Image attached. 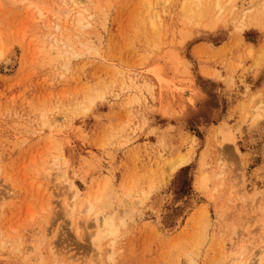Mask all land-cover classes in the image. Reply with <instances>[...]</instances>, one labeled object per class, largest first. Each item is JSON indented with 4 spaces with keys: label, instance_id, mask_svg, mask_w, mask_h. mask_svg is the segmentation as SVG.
<instances>
[{
    "label": "rangeland",
    "instance_id": "obj_1",
    "mask_svg": "<svg viewBox=\"0 0 264 264\" xmlns=\"http://www.w3.org/2000/svg\"><path fill=\"white\" fill-rule=\"evenodd\" d=\"M82 1L92 25L57 29L60 1L0 0V264L262 263L261 1L168 0L155 30L143 0Z\"/></svg>",
    "mask_w": 264,
    "mask_h": 264
},
{
    "label": "bare ground",
    "instance_id": "obj_2",
    "mask_svg": "<svg viewBox=\"0 0 264 264\" xmlns=\"http://www.w3.org/2000/svg\"><path fill=\"white\" fill-rule=\"evenodd\" d=\"M56 1H60V4H59V6H58V8L56 9V14H57V22L54 24V26L57 28V29H60L61 28V23H60V15H64V17H65V19H68V20H70L73 24V26H75L76 28H78V29H81V28H83L84 26H91L92 25V21H91V18H88V10H87V8H86V6H85V4H84V2L85 1H82V0H56ZM235 0H184V6L182 7V9L184 10V11H186L187 12V14H189L190 16H194V14H196V13H198L201 9L202 10H206L207 8H209L210 9V11H215L216 10V12L218 13V15H222V14H219L220 12H222L223 10H225V9H227V8H229L228 7V4L230 5V4H232V5H230V6H234V4H233V2H234ZM259 1H261V4H260V2H259V4H260V6L262 5V6H264V0H259ZM143 2H144V4L143 5H145L146 7V10H145V13L147 14V23L149 24V26L152 28V29H156L157 28V26H158V24H159V22L161 23L162 21H161V18H162V13L161 12H164V11H166V10H168V4H167V2H168V0H157V1H153V0H143ZM255 2H256V0H255ZM254 2V3H255ZM257 2H258V0H257ZM141 3H142V1H141ZM160 3V7L158 8L157 7V5ZM253 3V4H254ZM58 4V3H57ZM154 4H157L156 6L154 5ZM167 4V5H166ZM252 4V5H253ZM256 5L258 4V3H255ZM32 5V2H30L29 1V4H28V7L29 6H31ZM35 6H33L34 8H36L37 9V12L39 13V14H41V13H43V7L41 8L40 7V5H38V4H34ZM259 6V5H258ZM259 6V7H260ZM225 7H227V8H225ZM251 7V6H250ZM32 8V7H31ZM61 8V9H60ZM225 8V9H224ZM233 7H231V9H232ZM249 8V6L247 7V8H244V9H242L240 12H242V14L244 15L245 13H246V11H247V9ZM264 8V7H263ZM260 9V8H259ZM259 9L257 8L255 11H258V12H260V11H262V10H260L259 11ZM240 14V13H239ZM89 16H91V14H89ZM241 16V15H240ZM243 17V16H242ZM244 18H245V16H244ZM247 18H249V17H246V19ZM163 19V18H162ZM240 19H242L241 21H243V18H240ZM250 19V18H249ZM258 19V18H257ZM240 20H239V22H241ZM248 21V20H247ZM252 21V20H251ZM255 21V20H254ZM253 21V22H254ZM238 22V21H237ZM245 23V22H244ZM236 24V23H235ZM235 24H234V26H235ZM238 24V23H237ZM241 24H243V22H241L240 23V25ZM214 25V24H213ZM246 24H243L242 25V27H244ZM249 25V24H248ZM247 25V26H248ZM210 27H212V26H210ZM238 27V26H237ZM240 27V26H239ZM242 27L240 28L241 30H242ZM55 40H60V38H56ZM82 44H84V45H88L89 43L88 42H82V41H80ZM62 44H63V47H66V51L67 52H70L71 51V44L69 43V42H67V41H63L62 40ZM251 49V48H250ZM262 50V49H261ZM4 51H3V49H2V47L0 46V57L1 56H3L4 55V53H3ZM259 53V55H255V56H257V57H261V54H262V51L261 52H258ZM261 53V54H260ZM262 56H263V54H262ZM256 57V58H257ZM3 58V57H2ZM255 59V58H254ZM259 59H261V58H259ZM4 61H6V62H9L10 61V58H6L5 57V60ZM258 61V60H257ZM254 62L256 63V61L254 60ZM259 62V61H258ZM257 62V63H258ZM258 106V105H257ZM257 106H255V108H258ZM260 108V107H259ZM45 123V122H44ZM204 123V122H203ZM47 125H48V127H49V129H51V127L54 125V121L52 120V121H50V123H48L47 122ZM47 127V128H48ZM45 128V127H44ZM46 129V128H45ZM48 129V130H49ZM47 130V129H46ZM50 132V131H49ZM220 133V132H219ZM223 134H225V132L223 133ZM219 135H221V134H219ZM223 137V135L221 136V139H223L222 138ZM224 138L226 139V138H229L228 136H226V134L224 135ZM220 140V139H219ZM223 141H224V139H223ZM219 143H220V141H219ZM223 143H225V141L223 142ZM227 143H229V142H227ZM220 145H221V143H220ZM188 158L189 157H186V156H183V155H178V156H176L175 158H173L172 160H170V162H168V164H169V171L171 170H174V169H176L178 166H180V165H182V164H184V163H186V162H188ZM55 165H56V168H57V166H58V163L56 162L55 163ZM60 167V166H59ZM54 168V167H53ZM56 170H58V169H55V171ZM59 170H61V169H59ZM62 170H63V168H62ZM61 170V171H62ZM61 171L60 172H58L57 174L59 175L60 174V176L62 175V173H64V172H62L61 173ZM51 173H54V171L52 172L51 171ZM63 176V175H62ZM57 177V176H56ZM69 177V176H68ZM65 178V179H61V182H64V180L68 183V185H66V186H69V187H73L72 189V197L75 195V194H77V192H78V190H77V187H74L73 186V182L71 181V180H69V178ZM63 178H64V176H63ZM203 179V178H202ZM63 180V181H62ZM109 179H107L106 181H108ZM67 183H64V184H67ZM104 185H106V184H104ZM63 186H65V185H63ZM98 187H100V185H98ZM106 187V186H105ZM103 188H100V190L98 191L97 190V192L98 193H101V192H103V190H102ZM95 191V190H94ZM96 192V194L94 195V198L93 199H91V197L89 196V197H87V199H86V201L84 200L83 201V205H81V211H83L82 212V214H84L85 213V215H91V214H93V217H91V218H89V219H94V224H95V226H96V228L98 229L99 227H100V224L102 223V228L103 227H105L103 230H100L101 228H99L98 229V231H97V233H96V238H100V237H102V235L104 236V234H106V233H112L113 232V234H114V230H115V225H114V221H113V218H109V215H106V217L107 218H104L105 220H104V224H103V222H101V223H99V215H100V209H96V205H95V203L97 202V201H99V200H101V194H98ZM93 195V194H92ZM123 202V204H124V202L125 201H122ZM70 203V204H69ZM68 204H69V207H71L72 208V206H73V203L70 201ZM103 204V203H102ZM101 203H99V205H102ZM98 205V207L99 208H101V206H99ZM104 205V204H103ZM205 205H202L201 207H204ZM204 208H206V207H204ZM200 210H201V208H200ZM105 211V210H104ZM113 211V210H112ZM203 211H206L205 209H203ZM103 212V211H102ZM105 212H107V211H105ZM111 212V211H110ZM198 212H200V211H198ZM109 213V212H108ZM107 213V214H108ZM113 213V215H114V211L112 212ZM201 213V212H200ZM204 214H205V212H203ZM206 213H207V211H206ZM103 214H105V213H103ZM109 214H111V213H109ZM204 214H203V217H205V216H207V214L204 216ZM101 216V215H100ZM111 216H112V214H111ZM86 217V216H85ZM113 217V216H112ZM124 216H120V218H123ZM103 218V217H102ZM100 221H103V220H100ZM91 222V223H92ZM122 222V221H121ZM93 224V225H94ZM116 224V223H115ZM104 225V226H103ZM94 226V227H95ZM107 234V235H108ZM93 235V234H92ZM94 239V238H93ZM96 240H98V239H96ZM95 240V241H96ZM94 241V240H93ZM98 247V246H97ZM110 248V247H109ZM241 251L237 254V255H235V256H233L232 257V259H227V261H226V264H230L231 262V264H250V263H247V262H245V260L243 259V257H241ZM255 264H264V261L262 262V263H255Z\"/></svg>",
    "mask_w": 264,
    "mask_h": 264
}]
</instances>
